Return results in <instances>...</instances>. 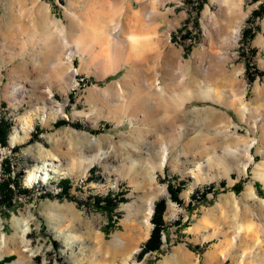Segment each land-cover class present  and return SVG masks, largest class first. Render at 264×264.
<instances>
[{
	"label": "rangeland",
	"instance_id": "1",
	"mask_svg": "<svg viewBox=\"0 0 264 264\" xmlns=\"http://www.w3.org/2000/svg\"><path fill=\"white\" fill-rule=\"evenodd\" d=\"M44 1L51 5L56 18L68 22L63 12L71 0ZM111 1L103 0L105 6L114 8L122 0ZM20 2L0 0V120H6L10 126L7 146L0 145V182L7 178L14 181V185H10L13 190L10 200L4 201L0 193V261L11 257L3 264H264L261 262L264 258V202L247 194L251 190L264 201L263 0H243L248 14L232 48H222L218 43L213 45V66L223 63L227 75L242 69L241 78L246 83L245 113L223 102V91L228 98L231 94L230 85L224 88L213 84V101L192 99L186 104L185 113H180L179 117L183 121V130L189 132L170 136L166 165L155 174L157 184L167 189V195L154 202V206L160 200L165 202L162 252H149L140 259L137 255L147 239L137 244L128 243L123 237L130 218L135 217L140 222L145 210L141 161H145L150 151L155 153L156 159L159 142L167 138L156 139L152 133L139 131V127H145V130L150 127V122L141 123L138 119L142 117V108L152 102L145 84L156 77L163 82L167 78L165 70L161 67L153 77L155 58L149 55L144 64L133 65L118 60L115 71L98 73L88 53L92 46L96 53H109L111 41L108 42L104 34L94 38L91 33L92 36L84 40L85 53H77L72 58V65L79 70L72 80L73 86L61 95L56 81L51 78L55 63L32 50L39 47L42 51L40 44L32 45L23 32L9 33L8 27L22 15ZM125 2L134 12L140 8L135 0ZM149 6L160 10L162 16L153 18L149 13L152 10H149L147 16L153 24L145 19L130 25L138 31L155 26L160 40L170 28L172 43L182 50V60L188 62L187 69L177 68L173 72L175 94L182 97L185 91L181 77L187 76L191 82L198 73L193 54L197 55L201 47L207 45L203 15L205 11L211 14L216 11L217 3L211 0H158L149 2ZM74 7L79 13L87 7L86 13L93 14V9L90 12V7L84 3ZM257 10H260L259 15L255 16ZM182 13L185 15L181 17ZM93 18L84 20L89 23V32L98 28L93 26L96 21ZM175 20L178 25L173 26ZM222 39L220 37L218 41ZM70 42L69 50H73V41ZM117 42L120 45L116 44L117 51L128 45L125 38ZM159 47L165 57L167 47L162 41ZM128 72L133 76L125 85L123 79ZM115 82L120 83V88L113 91L111 97L93 89V86L99 87L104 94ZM46 88L51 89L55 102L64 104L65 109L63 114L47 115L45 122L40 113L33 111L32 98ZM13 101L15 105H12ZM123 103L132 106L137 115L119 113L113 117L109 110ZM212 112L213 125L208 127L203 120ZM61 120L65 123L59 124ZM15 133L22 141L13 144L9 137ZM191 136L199 137L204 147L213 139V167L205 165L197 171L204 180L196 183L190 169L201 158L182 148L183 142ZM248 142L254 143L250 148L252 161L249 163L243 151ZM99 152H105L103 159L93 163L84 176L80 175V165ZM58 154L69 160L70 170L57 175L47 171L46 181H30L29 177L36 173L41 160ZM65 178L69 179V188L67 195H62L59 182ZM169 186L178 190L180 203L172 200ZM197 190L201 192L196 193ZM109 192L118 199L112 210V226L105 233L107 216L91 202L94 197ZM184 193H187L186 197ZM169 201L173 203V209H168ZM154 212L153 207L149 235ZM236 233L238 243L230 249V239ZM252 246L258 247V251L249 253L242 262L239 255L249 252ZM135 247L138 251L130 255ZM224 252H228L225 259L221 257Z\"/></svg>",
	"mask_w": 264,
	"mask_h": 264
},
{
	"label": "bare ground",
	"instance_id": "2",
	"mask_svg": "<svg viewBox=\"0 0 264 264\" xmlns=\"http://www.w3.org/2000/svg\"><path fill=\"white\" fill-rule=\"evenodd\" d=\"M135 1H137V3L140 5V8L134 12L125 2V0L118 1L119 6H116L115 8L110 7L107 4V6H105V1L103 2V0H71L68 3V6L64 8L63 16L64 19L68 21L67 23H64L61 19L56 18V15L54 16L52 14L51 5L46 3L44 0H21L20 3L22 4V15H20L21 17L19 18V21L17 20L15 23L13 22L14 24H11V26L8 27V30L10 34L14 32H23L24 34L28 35V39L32 45L40 44L43 49L42 51L39 47L33 48L32 50L42 53L46 59L53 62V64L55 63V69L51 72V78L53 77V79L56 81V85L61 95H65L66 92L73 86L72 80L79 71L72 65L73 56H75L77 53H85L86 45L84 40L86 41L88 36H92V34L94 38L97 34H104L105 37H108V42L111 41V51L109 53L102 54L99 53V51L96 53L94 46H90L91 49L89 47L90 53H87L91 59V64L97 67L98 70L96 69V71H98V73L100 72L101 74H107L108 72L110 73L115 71L118 67V60H120V62L133 65H138L140 63L144 64L146 57L149 55H151V58L152 56L155 58L154 70L152 72L153 77H155L154 75L157 74V71H161V67L164 68L167 78L164 79L163 82H161V79L156 77V79H153L149 83L145 84L148 86L146 91L149 93L148 98L151 99L152 102L148 103L146 108H142V117L138 119V121L141 123L146 121L150 122V127H148L149 129L147 128L145 130V127H139V131L142 130L145 131V133H152L156 139H158V137L167 138L165 141L159 142L158 151L156 152V159L154 156L155 153L152 154L153 151H150L149 149L150 152L149 154L147 153L145 161H141L140 166H142V169H140L144 170V176L142 177L141 181L145 188V192L143 194L145 210L142 214V220L140 222H137L135 217L130 218L126 225V234L123 237L128 243L136 242L138 244L139 242L146 240L149 236L151 228L150 216L153 211L155 200L167 195L166 186H160L157 184L155 181V174L157 170L161 171L166 165L169 152L167 140H169L170 136H174L175 134L184 135L187 132L183 130V121L179 117L180 113H185L186 104L192 99H208L213 101V91H215L213 90V84L224 88L230 85L232 89L229 98L233 99L229 100L228 95H226L225 91H223V102L234 105L239 112L242 114L245 113L244 101L246 94V83L241 78L242 69H237L235 71L233 70V73L227 75V70L225 72L223 63L217 65L215 64V66H213V45L218 43V45H220L222 48H232L239 37V33L248 12L244 10L243 0H211V2L216 1L217 9L212 14L205 11V14L203 15V18L206 21L205 42L207 45H203L197 55L193 54V64L198 69V73L195 75V77L191 78L190 83L187 76L181 77L182 87L184 88L183 91H185V94L182 97H178L175 94L176 90L174 89L175 79L173 72L177 68L187 69L188 62L182 60V50L176 48L172 43L170 28L165 34H163V38L161 40L158 38L155 32V26H152L150 29H146L144 27L145 29L142 31H138L136 28L132 29L130 24H132L131 22L133 21H135V23H142V20L147 19L148 21H151L150 24L154 23L152 22L153 20L149 19V16H147V12H149V10H152L149 13L152 14L153 18L162 16L160 10L149 6V2L158 0ZM111 2L114 3L117 2V0H112ZM81 3H84V6H89L90 12L91 9H93V14L88 15L86 13V10H88L87 7H83L80 13L79 11L76 12L77 10L74 11L73 7L76 4ZM93 5H96L97 9ZM170 12L171 10L168 11V13ZM184 15L185 14L182 13L180 16L182 17ZM91 18H93V20L96 19V21H93V26L98 27L97 31H95V28H93L95 32L88 31L90 27L88 28L89 23H87V20ZM85 19L87 20L84 22ZM174 25H178L176 20L173 22V26ZM136 26H138V24ZM99 35H97V37H99ZM220 37L223 38L221 42L218 41V38ZM124 38L128 41V45L125 44V46H127L126 48L122 47V45V48L118 49V53L117 41ZM70 41H73V50H69L68 44L70 43L72 45ZM160 41H162L167 47V54L165 57L159 47ZM215 53L216 52H214V54ZM125 76L126 77L123 79V83L128 85L133 74L132 72H128ZM118 88H120V83L115 82L109 86L107 91H105L103 94V91L99 87L93 86V89L98 94L103 96H112L113 91L118 90ZM54 97L55 96L51 89L46 88L43 90V92H40L36 98H32V101L34 100L32 103L33 111L38 113V115L40 113L42 115V119L45 122L47 115H58L61 113L63 114L64 112V104L55 102ZM15 103L16 102L13 101L12 105H15ZM109 111H111V115L113 117L114 115L116 117V115L119 113H124L128 116H132L134 114L137 115V112L134 110V108L127 103L117 105ZM203 123L208 125V127L213 125V112L206 116V118L203 120ZM229 128L226 130L229 131ZM198 138L199 137L197 136H191L183 142L182 147L185 152H191L201 158L190 169L191 177L195 178V183L204 180V178L200 177L198 173L203 168V166L207 165V168L213 167V139L209 141L207 147H204L203 145L205 144L201 143ZM9 141L10 143L14 144L21 142L22 140L15 133L9 137ZM155 141L157 140H154V142ZM149 143H151V141ZM252 144L254 143L248 142L243 149L244 154L248 157V163L252 161V157L249 154ZM59 154L55 155L54 157L47 159L44 158L41 160L40 166L36 173H32V175L29 177L30 181H46L47 171L51 174L57 175L60 174L61 171L63 172L64 170H70L71 164L69 160L65 159L66 157H62V154L59 156ZM104 154L105 152H99L98 155H95V157L90 159L87 163L83 164L82 166L80 165V175L84 176L90 170V167L93 163L100 162L103 159ZM53 162L56 163V165H53ZM47 167L50 168L47 169ZM247 194L254 197L260 203L264 202L256 196L255 192H251V190ZM186 195L187 193L183 194L185 197ZM173 208V203L169 201L168 209ZM237 243L238 235L236 233V235H232L230 239V249H233L234 245ZM253 246L250 247L249 252H242L241 255H239L242 262L247 259L249 253H255V251H258V247L255 248L256 245L255 247ZM137 251L138 247H135L132 251H130V255L136 253ZM227 255L228 252H224L221 257L225 259ZM261 262H264V258L261 259Z\"/></svg>",
	"mask_w": 264,
	"mask_h": 264
},
{
	"label": "trees",
	"instance_id": "3",
	"mask_svg": "<svg viewBox=\"0 0 264 264\" xmlns=\"http://www.w3.org/2000/svg\"><path fill=\"white\" fill-rule=\"evenodd\" d=\"M256 1V0H254ZM264 2V0H263ZM259 11L257 10L254 15L258 16ZM59 124H64L65 121L61 120L58 122ZM10 131V126L7 123L6 120L1 119L0 120V145L1 146H7V139L8 134ZM5 163L8 165V161H5ZM9 169V166L7 167ZM94 170H92L93 172ZM61 187H62V195H67V189L69 188L68 183L69 179L65 178L63 180H60ZM14 185V181L12 178H7L0 182V193L1 197L4 201L10 200L13 197V190L10 187V185ZM235 189H238V186H235ZM168 191L170 193V196L172 200H174L177 204L180 203V200L178 199V190L174 189L169 186ZM201 192L200 190H197L196 193ZM195 196V195H194ZM117 199L116 195L113 194V192H109L105 196L100 197H94L93 201L91 202L93 205H96L98 208L102 209L103 212L107 216V224L105 225L103 231L107 233L108 230L111 228L112 224V210L117 206ZM165 208V202L164 200H160L159 202L155 203L154 206V214H156L154 217H152L151 222L153 223V228L151 230V233L145 243L142 245L140 252L137 255V258H142L146 253L149 252H157L161 253V246H162V231L164 228V221L162 218L163 211ZM11 257H5L0 261V264L5 263L6 261L10 260Z\"/></svg>",
	"mask_w": 264,
	"mask_h": 264
}]
</instances>
